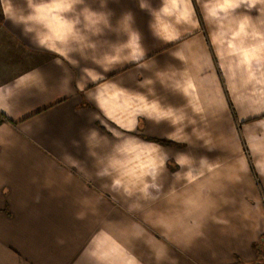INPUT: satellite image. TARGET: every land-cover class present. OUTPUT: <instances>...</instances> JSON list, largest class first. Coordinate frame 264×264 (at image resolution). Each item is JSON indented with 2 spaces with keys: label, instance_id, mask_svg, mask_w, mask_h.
Returning <instances> with one entry per match:
<instances>
[{
  "label": "crops",
  "instance_id": "obj_1",
  "mask_svg": "<svg viewBox=\"0 0 264 264\" xmlns=\"http://www.w3.org/2000/svg\"><path fill=\"white\" fill-rule=\"evenodd\" d=\"M0 115V264H264V0H0Z\"/></svg>",
  "mask_w": 264,
  "mask_h": 264
},
{
  "label": "rangeland",
  "instance_id": "obj_2",
  "mask_svg": "<svg viewBox=\"0 0 264 264\" xmlns=\"http://www.w3.org/2000/svg\"><path fill=\"white\" fill-rule=\"evenodd\" d=\"M236 134H238L237 131H236ZM237 136H238V143L240 144V149H241L240 150L241 160L246 161V166H244V167H249L248 170L252 176L253 182L255 183V185L253 187L255 191L251 187V190L248 193H243V191H242V195H251V196L257 198L258 203L256 204V206L258 207L260 205L262 208V211L264 213V184H263L264 182L261 181V177H260V175L262 173L261 167H256L254 165V163L252 164V162H250V158L252 159V156H251L249 144L247 143V141L244 138H243V140L241 138L239 140L240 136L239 135H237ZM252 145H254V144H252ZM262 149H264V145H263ZM244 153H247V155H249V156H246V154H244ZM229 158L230 157H226V163H228ZM254 159H255V156H254ZM244 164H245V162H244ZM239 183H240V179H239ZM247 201L250 203V205L253 201L255 202V200H249V199H247ZM262 261H264V259H262Z\"/></svg>",
  "mask_w": 264,
  "mask_h": 264
},
{
  "label": "trees",
  "instance_id": "obj_3",
  "mask_svg": "<svg viewBox=\"0 0 264 264\" xmlns=\"http://www.w3.org/2000/svg\"><path fill=\"white\" fill-rule=\"evenodd\" d=\"M0 119H1V122H2V120H4V117L2 115H0Z\"/></svg>",
  "mask_w": 264,
  "mask_h": 264
}]
</instances>
